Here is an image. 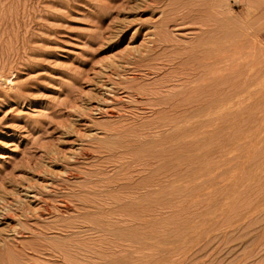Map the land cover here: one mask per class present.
Wrapping results in <instances>:
<instances>
[{
  "label": "rangeland",
  "instance_id": "374dc122",
  "mask_svg": "<svg viewBox=\"0 0 264 264\" xmlns=\"http://www.w3.org/2000/svg\"><path fill=\"white\" fill-rule=\"evenodd\" d=\"M168 3L0 0V264H264V0Z\"/></svg>",
  "mask_w": 264,
  "mask_h": 264
},
{
  "label": "bare ground",
  "instance_id": "6f19581e",
  "mask_svg": "<svg viewBox=\"0 0 264 264\" xmlns=\"http://www.w3.org/2000/svg\"><path fill=\"white\" fill-rule=\"evenodd\" d=\"M163 1H165V2L168 1L169 2L168 5H167L169 7V10L167 9L168 13H167V10H166L165 13H167V14H165V16L163 17V20H162L163 24H162V28H160L161 29L160 33H155V35H154L155 37L157 36V38H155L156 39V41H155L156 42V46L154 47V49L155 48L157 49V48L161 47L162 49H164V52H165V51H168V49L171 47V45H170L171 44V40L168 38V36H166L167 34L162 35V34L165 33V30H168L170 27H179V26H184V25H187V24H199L200 27L203 28L202 29V32H203L202 34L203 35L201 36L202 38L199 37L201 40H199V43L196 45L197 47L195 46L196 48H193L191 52L189 51V53L194 52L195 54L199 55L202 59L203 58H216V60H217V58L218 59H220V58L222 59V17H221L222 16V12H221L222 0H163ZM161 31H163L164 33H161ZM159 44H161V45H159ZM152 51H154V50H152ZM157 51H158V49H157ZM221 61L217 60L216 62H220L221 63ZM218 66H220V65H218ZM129 137H131V136H129ZM166 174H167V172H166ZM134 217H136V216H134ZM76 229H77V227H76ZM63 257H64V255H63Z\"/></svg>",
  "mask_w": 264,
  "mask_h": 264
}]
</instances>
